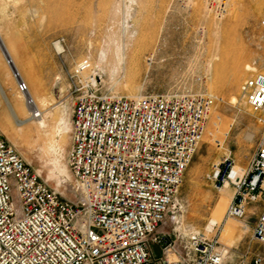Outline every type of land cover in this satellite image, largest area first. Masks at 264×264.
<instances>
[{
    "label": "rangeland",
    "instance_id": "rangeland-1",
    "mask_svg": "<svg viewBox=\"0 0 264 264\" xmlns=\"http://www.w3.org/2000/svg\"><path fill=\"white\" fill-rule=\"evenodd\" d=\"M263 18L264 0H227L221 17L204 0H0V40L40 112L17 127L0 96V134L50 188L75 201L66 161L75 95L66 69L72 72L87 58L102 91L128 96L179 86L207 89L217 100L158 230L171 240L176 230L218 238L238 262L251 234V213L259 207L252 205L246 217L248 229L243 220L227 218L233 188L219 186L211 175L225 156L234 170L244 168L264 130V109L252 111L239 93L242 80L264 73ZM12 64L0 48V85L15 101L21 78ZM250 249L262 246L252 240ZM152 253L160 255L156 245Z\"/></svg>",
    "mask_w": 264,
    "mask_h": 264
},
{
    "label": "built area",
    "instance_id": "built-area-1",
    "mask_svg": "<svg viewBox=\"0 0 264 264\" xmlns=\"http://www.w3.org/2000/svg\"><path fill=\"white\" fill-rule=\"evenodd\" d=\"M204 4L221 17L227 0ZM90 66L84 58L72 72L66 69L75 95L66 153L75 201L50 188L0 134V264H264V130L244 168L234 170L225 156L211 175L233 188L227 218L243 220L248 229L245 219L252 205L259 207L251 213L244 252L233 262L218 238L176 230L171 240L158 230L217 97L187 86L136 96L102 91ZM17 87L28 90L23 79ZM239 93L252 111L264 109V73L242 80ZM252 240L262 249L251 250Z\"/></svg>",
    "mask_w": 264,
    "mask_h": 264
},
{
    "label": "bare ground",
    "instance_id": "bare-ground-1",
    "mask_svg": "<svg viewBox=\"0 0 264 264\" xmlns=\"http://www.w3.org/2000/svg\"><path fill=\"white\" fill-rule=\"evenodd\" d=\"M0 42H1V40H0ZM3 44V43H2ZM55 45H56V47H57V49H60L61 47H60V45L57 43V42H55ZM3 46H4V44H3ZM1 48V47H0ZM4 48H5V46H4ZM2 50V49H1ZM3 52V51H2ZM5 54H4V52H3V54L5 55V57H6V59H7V62L9 63V64H12V57H11V55H10V53H9V51H7L6 50V48H5ZM124 54V53H123ZM119 55V54H118ZM11 67H12V69H13V73H14V75H15V77L17 78V79H20L21 78V76H20V73H19V71H18V69L16 68L15 69V67H14V65L12 64L11 65ZM22 79V78H21ZM0 96H1V98H2V100L4 101V103H5V106H6V108H7V110L9 111V113H10V116H11V118L14 120V122H15V125L17 126V127H20V126H22L24 123H25V121H26V119L28 118V117H39V113L40 112H37V111H39L38 110V105H39V103L35 100V96H34V93L30 90V89H28L27 91H21L20 92V94H18L17 96H16V99H15V101H11L10 100V98L5 94V92H4V90L2 89V86L0 85ZM42 104V103H41ZM43 109V108H42ZM36 112H37V114H36ZM28 115H30V116H28ZM37 115V116H36ZM30 119V118H29ZM40 119V118H39ZM40 121V120H39ZM39 125V124H38ZM59 128V127H58ZM59 129H61V128H59ZM59 132V131H58ZM57 132V133H58ZM63 135V134H62ZM60 157H61V155H60ZM59 161V160H58ZM54 165H55V163H54ZM233 169H234V167H233ZM56 171V170H55ZM63 172V171H62ZM215 221H211L206 227H207V229H210V228H212L211 226L213 225V223H214ZM245 228V227H244ZM229 230V229H228Z\"/></svg>",
    "mask_w": 264,
    "mask_h": 264
},
{
    "label": "water",
    "instance_id": "water-1",
    "mask_svg": "<svg viewBox=\"0 0 264 264\" xmlns=\"http://www.w3.org/2000/svg\"><path fill=\"white\" fill-rule=\"evenodd\" d=\"M0 47H1L2 51L4 52V54H5L6 52H5V48H4L3 44H2V42H0Z\"/></svg>",
    "mask_w": 264,
    "mask_h": 264
},
{
    "label": "crops",
    "instance_id": "crops-1",
    "mask_svg": "<svg viewBox=\"0 0 264 264\" xmlns=\"http://www.w3.org/2000/svg\"><path fill=\"white\" fill-rule=\"evenodd\" d=\"M0 76L2 77L1 71H0Z\"/></svg>",
    "mask_w": 264,
    "mask_h": 264
}]
</instances>
